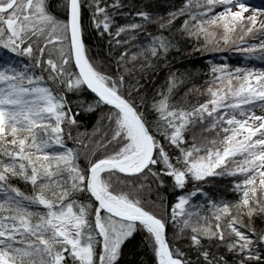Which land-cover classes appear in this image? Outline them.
I'll use <instances>...</instances> for the list:
<instances>
[{"label": "trees", "instance_id": "1", "mask_svg": "<svg viewBox=\"0 0 264 264\" xmlns=\"http://www.w3.org/2000/svg\"><path fill=\"white\" fill-rule=\"evenodd\" d=\"M230 1L80 0L82 38L91 66L137 109L156 147L142 173L125 176L108 171L102 174L103 184L161 219L173 255L185 264H264L262 191L239 223L252 232L249 252L237 250L227 234L212 236L192 229L180 207L183 201H203L209 210L252 197L245 195L244 181L255 164L251 156L258 146L241 138L245 134L233 129L222 115L248 100L245 70L259 60L252 47L264 31L243 35L241 29L235 34L220 28L232 24L217 11L223 6L224 12ZM19 2L23 10L33 8V0ZM38 4L41 11L33 16L32 28L22 34L20 46L11 45L6 29L0 32V53L9 62L23 65L29 78L38 79L61 104L64 119L59 141L87 175L98 160L121 156L125 142L117 134L121 113L105 106L77 73L67 27L68 0H38ZM207 26L214 27L211 33ZM7 129L1 120L0 187L35 198L39 188L32 177L13 176L4 169L16 152V134L10 135ZM75 195L82 203L89 202L86 221L95 227L98 205L86 189ZM4 214L0 208L2 218ZM132 224L135 229L121 242L110 264H158L152 232ZM96 239L92 264L101 260L103 240L99 234Z\"/></svg>", "mask_w": 264, "mask_h": 264}, {"label": "rangeland", "instance_id": "2", "mask_svg": "<svg viewBox=\"0 0 264 264\" xmlns=\"http://www.w3.org/2000/svg\"><path fill=\"white\" fill-rule=\"evenodd\" d=\"M9 3L10 0H0V5ZM17 3L18 0L9 11L0 12V32L7 30L8 41L13 46L23 43L20 41L22 34L32 28L36 21L33 16L41 11L38 0H33V8L26 6V10H23V1ZM222 7L217 10L221 17L232 21V24L218 25L223 30L235 33L241 29L243 35L264 31V0H231L224 12ZM6 19L15 22L12 30L6 28ZM207 27L206 31L211 33L214 27ZM258 41L252 49L259 60L245 70L248 100L222 115L233 129L245 134L241 138L253 140L252 145L258 146L256 154L251 156L255 164L250 165L244 181L245 195L252 197L234 206L209 210L204 209L203 201H183L180 206L183 220L192 229L212 236L225 237L227 234L240 252H249L253 243L252 232L239 226L241 215L252 210V199L256 200L260 191L264 193V36ZM9 61L0 53V121L5 122L10 135L16 134V152L9 156L4 169L13 176L32 177L39 193L34 198L0 187V208L6 215V218L0 216V264H92L98 234L103 240L100 264H110L121 242L135 227L132 223L102 215L98 207L95 227L87 223L89 202L84 204L75 195L86 189L87 175L76 164L70 149L59 141L60 123L64 119L61 104L38 79L29 78L23 65ZM93 70L104 85L112 89ZM117 123V134H122L125 142L121 145V156L114 159H121L135 152L140 137L121 114ZM102 186L110 192L103 181ZM157 253L158 264H165L159 257L158 246Z\"/></svg>", "mask_w": 264, "mask_h": 264}, {"label": "water", "instance_id": "3", "mask_svg": "<svg viewBox=\"0 0 264 264\" xmlns=\"http://www.w3.org/2000/svg\"><path fill=\"white\" fill-rule=\"evenodd\" d=\"M16 1L10 0L8 5H0V12L9 11ZM14 24L13 20H5V26L8 30H12ZM67 27L72 60L83 85L105 106L116 109L123 117H129L132 120L145 148V157L136 167H125L121 162L123 161L122 159H101L91 165L85 182L87 194L102 211L112 217L129 223L140 224L148 228L156 238L159 257H161L165 264H185L181 258L173 255L167 240L166 225L161 219L133 203L132 205L142 211L141 214H131L120 210L111 205L96 188L97 179L108 171H114L125 176H135L142 173L153 160L156 148L155 141L137 109L126 98L120 96L116 91L107 86L105 87L110 92H104L100 87L93 73L94 70L90 67L91 65L84 48L80 23V0H68Z\"/></svg>", "mask_w": 264, "mask_h": 264}, {"label": "bare ground", "instance_id": "4", "mask_svg": "<svg viewBox=\"0 0 264 264\" xmlns=\"http://www.w3.org/2000/svg\"><path fill=\"white\" fill-rule=\"evenodd\" d=\"M90 63V62H89ZM91 65V64H90ZM92 68V66H90ZM92 70V69H91ZM97 81L99 82L100 87L104 90V92H110L109 89L107 87H105L104 83L96 76L95 72L93 71ZM124 120L127 124H129L131 127H133L135 129V131L137 132L132 120L129 117H124ZM140 137V136H139ZM140 144L138 145V147L136 148L135 152H133L132 154L121 158L123 161L122 164L125 167H136L138 166L142 160L145 157V148L143 146L142 140L141 138L139 139ZM120 159V160H121ZM119 160V159H118ZM88 174V173H87ZM96 188L98 190V192L113 206L119 208L120 210H123L125 212L131 213V214H141L142 211H140L137 207H135L134 205H132V203H128L127 201L119 198L118 196L108 192L107 190L104 189V187L102 186V181H101V177H99L96 181ZM162 261V259H161Z\"/></svg>", "mask_w": 264, "mask_h": 264}]
</instances>
